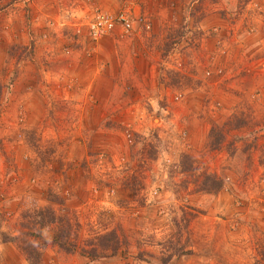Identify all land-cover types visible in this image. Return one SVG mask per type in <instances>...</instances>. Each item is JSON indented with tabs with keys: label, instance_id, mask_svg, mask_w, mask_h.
I'll list each match as a JSON object with an SVG mask.
<instances>
[{
	"label": "rangeland",
	"instance_id": "1",
	"mask_svg": "<svg viewBox=\"0 0 264 264\" xmlns=\"http://www.w3.org/2000/svg\"><path fill=\"white\" fill-rule=\"evenodd\" d=\"M102 1L0 0V264H264V0Z\"/></svg>",
	"mask_w": 264,
	"mask_h": 264
},
{
	"label": "trees",
	"instance_id": "2",
	"mask_svg": "<svg viewBox=\"0 0 264 264\" xmlns=\"http://www.w3.org/2000/svg\"><path fill=\"white\" fill-rule=\"evenodd\" d=\"M45 211H47L45 207H40L36 211L40 215L41 218L40 221L45 220ZM18 225H19V229L17 231L18 236L12 237L10 239L14 240L18 238H23L26 240L30 237L33 238L36 237L40 239L42 238L41 236L44 234L43 226L35 225V224L31 225L29 223H19ZM62 228L64 229V231L61 230ZM70 236H71V230L68 231L66 229L65 222L61 220L60 222H58L57 230L56 229L53 230L51 244L57 245L59 248H62L67 252H72V253L78 252L85 257H89L90 259H95L96 257L95 253L97 251V247L95 245L96 235L87 239H80L81 236L77 231V240L75 242L74 240H72L73 239L72 236L71 237ZM29 260H31V258H29Z\"/></svg>",
	"mask_w": 264,
	"mask_h": 264
},
{
	"label": "built area",
	"instance_id": "3",
	"mask_svg": "<svg viewBox=\"0 0 264 264\" xmlns=\"http://www.w3.org/2000/svg\"><path fill=\"white\" fill-rule=\"evenodd\" d=\"M124 6L115 15L103 11H96L88 22V32L93 39H100L110 35L119 25L124 32L132 28V17H130L131 7L129 2H124Z\"/></svg>",
	"mask_w": 264,
	"mask_h": 264
},
{
	"label": "crops",
	"instance_id": "4",
	"mask_svg": "<svg viewBox=\"0 0 264 264\" xmlns=\"http://www.w3.org/2000/svg\"><path fill=\"white\" fill-rule=\"evenodd\" d=\"M49 2V1H48ZM47 3V2H46ZM100 4L103 6V7H105V8H111L112 6H113V2L111 3L109 0H107V1H102V2H100ZM47 4H45V1L43 2V7L45 8V6H46ZM25 29H26V27H24V29L22 30V31H25ZM33 31L32 30H30L27 34H30V33H32Z\"/></svg>",
	"mask_w": 264,
	"mask_h": 264
},
{
	"label": "bare ground",
	"instance_id": "5",
	"mask_svg": "<svg viewBox=\"0 0 264 264\" xmlns=\"http://www.w3.org/2000/svg\"><path fill=\"white\" fill-rule=\"evenodd\" d=\"M157 120L155 119V122H156Z\"/></svg>",
	"mask_w": 264,
	"mask_h": 264
}]
</instances>
